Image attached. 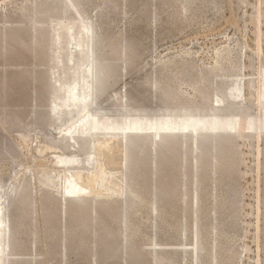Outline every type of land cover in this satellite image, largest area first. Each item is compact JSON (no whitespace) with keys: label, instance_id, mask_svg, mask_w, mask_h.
<instances>
[{"label":"rangeland","instance_id":"rangeland-1","mask_svg":"<svg viewBox=\"0 0 264 264\" xmlns=\"http://www.w3.org/2000/svg\"><path fill=\"white\" fill-rule=\"evenodd\" d=\"M62 1L0 0V44L6 49L0 50V109L8 116L7 123L0 119V204L11 222L4 264H264V0H73L81 21L58 44L52 38L60 33L59 22L74 17L71 10L56 14ZM83 22L98 29L101 43L91 50L100 73L87 131L78 105L66 106L68 126L47 107L49 93L69 83L76 56L89 49L77 31ZM46 30L52 37L45 54L40 41ZM70 40L80 46L67 47ZM123 40L130 45L126 65L120 61ZM34 43L31 55L27 44ZM31 65L32 72L25 71ZM230 76L242 83L241 97L231 108L213 104ZM153 80L161 92L152 88ZM20 83L26 90L15 86ZM172 96L183 113L170 108ZM182 125L183 138L177 135ZM82 153L92 154L93 163H55L60 156L81 159ZM41 172L58 189L39 185ZM75 173L84 184L103 175L110 188L94 187L98 197L86 198L85 205L71 202L60 186ZM125 211L124 228L119 219ZM102 227L106 234L98 239Z\"/></svg>","mask_w":264,"mask_h":264},{"label":"bare ground","instance_id":"bare-ground-1","mask_svg":"<svg viewBox=\"0 0 264 264\" xmlns=\"http://www.w3.org/2000/svg\"><path fill=\"white\" fill-rule=\"evenodd\" d=\"M53 1V0H52ZM81 1V0H80ZM79 1V2H80ZM86 1V0H85ZM61 3V2H60ZM43 6V5H42ZM69 10H71L72 11V13H73V15H74V17H72V18H67V16H66V18L67 19H65V20H61L60 22H59V26H60V33H58L57 32V34H55L54 35V37L52 38L53 39V41H55V42H57L58 43V41L60 42V39L61 38H70L71 37V32H72V28H73V25L74 24H76V22H80L81 21V16H80V13H78V11L76 10V9H74V2H73V0H63L62 1V5L57 9V13L56 14H58V15H63V16H65V14L67 15V13L66 12H68ZM49 13V12H48ZM28 19V18H27ZM18 21H19V19H18ZM22 22V21H21ZM51 22V21H50ZM28 24V23H27ZM104 24V23H103ZM23 26V25H22ZM95 26V25H94ZM108 26V25H107ZM78 27V26H77ZM77 29H79V30H77V31H79V33L78 34H80V36L81 37H86L90 42H92L91 43V46H89V41H88V47H89V49L88 48H86L87 50H84V52L82 53V54H80V55H78V56H76L77 58H76V60H75V66H74V68L72 69V72L70 73V78H69V83H60L59 84V87L58 88H56V89H54V90H52L50 93H49V96H48V98H47V100H48V105H47V107H48V113L52 116V118H55L56 120H62L63 121V123L65 122L66 124H67V126H68V119H67V117H65L64 115L66 114L65 112L68 110V108H72V105L71 104H73V107L74 106H76V105H78V110L80 109V110H82V112H83V117L82 116H80V117H82V122L80 123L81 125H82V127H81V129L83 130V131H87L88 129H89V116H90V113H92V115L94 114V112H93V110H90V109H92L93 108V105H94V96H93V92H94V89H95V87H96V82H97V80H98V73H100V72H98V70H97V63H96V59L94 58V56L92 55V52H91V50H92V48L93 49H97V50H99L100 49V47H101V43H100V41H99V38H98V32H97V28H95V27H93L92 25H91V23L89 22V23H87V22H83ZM57 30V29H56ZM76 33V32H75ZM39 34H41L42 35V33H39ZM52 34V33H51ZM78 34H76V35H78ZM79 36V37H80ZM5 37V36H4ZM32 37V36H31ZM51 35H50V33H48V31L46 30L44 33H43V35L41 36V46L43 47H40L41 49H43V53H47V47L49 46L48 44H49V42H51ZM74 37V36H73ZM79 37H77V38H79ZM104 37V36H103ZM76 38V39H77ZM11 39V38H10ZM73 39V38H72ZM87 39H86V41H87ZM66 40V39H65ZM68 40V39H67ZM83 40V39H82ZM81 40V41H82ZM34 41V40H33ZM63 41V40H62ZM68 42V41H67ZM74 42H75V44H78L79 46H80V42L79 41H76V40H70L69 41V43L66 45L67 47H70L71 45H73L74 44ZM31 43V42H30ZM52 44V43H51ZM59 44V43H58ZM62 44V43H61ZM85 44H86V42L84 43V45H82V43H81V45H82V47H86L85 46ZM134 44V43H133ZM17 45H21V43H18ZM55 45V47H56V44H54ZM121 45V44H120ZM52 46V45H51ZM59 46V45H58ZM78 46V47H79ZM104 46V45H103ZM61 47V46H60ZM140 47V46H139ZM27 48H28V52L32 55V54H34V53H36V51H35V49L37 48V46L35 45V43L33 44V45H28L27 44ZM58 48V47H57ZM79 48H81V47H79ZM104 48V47H103ZM115 48V47H114ZM119 48V47H118ZM129 48H130V45H129V43H127V45H126V43H125V41L123 40V46H122V48H121V53H120V61L124 64V65H126L127 64V62H128V59H129V57L126 55V53L125 52H127L128 50H129ZM61 49V48H60ZM78 49V48H77ZM0 50L2 51V52H4L6 49H5V45L3 44V43H1L0 44ZM62 50V49H61ZM56 51V50H55ZM118 52V51H117ZM50 53H51V51H50ZM49 53V54H50ZM57 53V52H56ZM72 53V52H71ZM136 53V52H135ZM52 54V53H51ZM50 54V55H51ZM58 55H60L59 54V52H58ZM61 55H62V53H61ZM60 55V56H61ZM68 55V54H67ZM72 55V54H71ZM133 55H134V53H133ZM132 55V56H133ZM138 55V54H137ZM69 56H70V54H69ZM65 57V56H64ZM63 57V59H65ZM111 57V56H110ZM3 58V57H2ZM53 58H54V56H53ZM52 58V59H53ZM61 58V57H60ZM75 58V57H74ZM56 59H57V54H56ZM71 59V58H70ZM222 59V58H221ZM221 59L217 62V64H216V66H217V68L219 67V66H221ZM130 61H131V59H129ZM53 61V60H52ZM56 61V60H55ZM61 61V60H60ZM72 61V60H71ZM99 62V61H98ZM101 62V61H100ZM109 62V61H108ZM49 63V62H48ZM56 63V62H55ZM61 63V62H60ZM63 63V62H62ZM65 63V62H64ZM111 63V62H110ZM109 63V64H110ZM118 63V62H117ZM52 64V63H51ZM68 64V63H67ZM70 64H72V63H70ZM34 65V64H33ZM33 65H31L32 67H24V69H25V71H27V70H33ZM54 65H56V64H54ZM57 65H59L58 63H57ZM62 65V64H61ZM67 66V65H66ZM68 67V66H67ZM64 69V68H63ZM70 69V68H69ZM166 70V69H165ZM48 71V70H47ZM32 72V71H31ZM165 72V71H164ZM27 73V72H26ZM61 73L63 74V72L61 71ZM68 73V72H67ZM105 73V72H104ZM171 73V72H170ZM174 73V72H173ZM31 75V74H30ZM66 75V74H65ZM165 75V74H164ZM178 75V74H177ZM50 76V78H51V75H49ZM67 76V75H66ZM106 76V75H105ZM12 77V76H11ZM23 77V76H22ZM60 77V76H59ZM103 77H104V75H103ZM166 77H168V76H166ZM181 77V76H180ZM2 78H4V79H6L5 77H2ZM10 78V77H9ZM25 78V77H24ZM31 78V79H30ZM61 79L63 78L62 77V75H61V77H60ZM66 78V77H65ZM159 78V77H158ZM182 78V77H181ZM3 79V80H4ZM20 79V78H19ZM57 79V78H56ZM60 79V80H61ZM103 79V78H102ZM186 80H187V78H185ZM15 80V79H14ZM27 80L28 81H30L29 82V84H31V85H34V83L36 82V80H35V78L34 77H32V76H29V78H27ZM52 80V79H51ZM155 80V79H154ZM154 80H153V82H154ZM166 80V79H165ZM175 80V79H174ZM203 80H205V78L203 79ZM9 81H11V80H9ZM22 81V80H21ZM46 81V80H45ZM54 81V80H53ZM156 81V80H155ZM227 81V80H226ZM259 81H260V99L262 100V102H263V110H264V65L262 66V68L260 69V72H259ZM15 82V81H14ZM161 82H163V80L161 81ZM172 82H174L173 81V79H172ZM177 82V81H176ZM175 82V83H176ZM189 82V81H188ZM4 84V81L3 82H1V84ZM55 83V82H54ZM59 83V82H58ZM168 83V82H167ZM197 83V82H196ZM199 83V82H198ZM204 83V82H203ZM213 83V82H212ZM11 84V83H10ZM44 84H46V83H44ZM23 84H21L20 83V85H15L16 87L18 86H21L22 88H23V86H22ZM41 85V84H40ZM52 85V84H51ZM164 85V84H163ZM205 85V84H204ZM1 86V85H0ZM4 86V85H3ZM174 86V85H173ZM24 87H25V85H24ZM52 87V86H51ZM56 87V86H55ZM213 87V86H212ZM8 88V87H7ZM152 88L153 89H155V91L157 92V91H162L163 89L161 88V85H160V83L159 82H154L153 83V85H152ZM4 89V88H3ZM23 89H25V88H23ZM33 89V88H32ZM53 89V88H52ZM104 89V88H103ZM204 89V88H203ZM0 90H2V89H0ZM26 90V89H25ZM4 91V90H3ZM19 91V90H18ZM34 91V90H33ZM177 91V90H176ZM216 91V90H215ZM5 92V91H4ZM16 92V91H15ZM22 92V91H21ZM78 92V93H77ZM173 92V91H172ZM243 93V85H242V83L238 80V78L236 77V76H230V79H229V84H228V86L227 87H225L224 89H221V90H219L218 92H216L215 94H214V97H213V104H217V105H219V106H224L225 105V107H227V108H231L232 106H234V104H235V102L241 97V94ZM4 94V93H3ZM165 94H169L168 93V90L165 92ZM43 95V94H42ZM4 96H6V92H5V95ZM204 96V95H203ZM208 96V95H207ZM24 97V96H23ZM258 97V96H257ZM150 98V97H149ZM172 99V102L170 103V108H176V109H179L181 106L180 105H177L176 103L177 102H175L176 101V97L175 96H172L171 97ZM202 98V97H201ZM210 98V97H209ZM4 98L2 97V100H3ZM164 99V98H163ZM169 99H170V97H169ZM183 99V98H182ZM21 100H23V98L21 99ZM26 100H27V98H26ZM152 100V99H151ZM155 100V99H154ZM193 100V99H192ZM4 101V100H3ZM25 101V100H24ZM184 101V100H183ZM186 101V100H185ZM206 101V100H205ZM26 102V101H25ZM25 102H22L23 103V105H26L25 104ZM133 102V101H132ZM137 102V103H136ZM143 102H145V101H143L142 99L141 100H134V103H135V106L137 105H141V104H143ZM164 102H166L165 100H164ZM170 102V101H169ZM179 102V101H178ZM204 102V101H203ZM262 102H261V104H262ZM70 103V105H71V107H68V105L67 104H69ZM36 104V103H35ZM155 104V103H154ZM153 104V105H154ZM186 104V103H185ZM147 105V104H146ZM197 105V104H196ZM6 106V105H5ZM31 106H32V104H31ZM34 106H36V105H34ZM68 108H67V107ZM134 106V104L131 106V107H133ZM151 106V105H150ZM163 106V105H162ZM184 106V105H183ZM183 106L180 108V110H181V113H183L182 112V110H183ZM193 106V105H192ZM199 106V105H198ZM75 107V108H76ZM142 107V106H141ZM144 107H145V105H144ZM0 108H2V107H0ZM35 108V107H34ZM67 108V110H65ZM139 108H140V106H139ZM147 108V107H146ZM148 108H149V106H148ZM151 108V107H150ZM170 108H168V109H170ZM191 108V107H190ZM194 108V107H193ZM196 108V107H195ZM198 108V107H197ZM205 108V107H204ZM155 109V108H154ZM72 110V109H71ZM78 110H77V112H78ZM144 110V109H143ZM156 110V109H155ZM65 111V112H64ZM91 111V112H90ZM183 111H185V110H183ZM68 112H70L69 110H68ZM72 112H74L73 110H72ZM80 112V111H79ZM82 112H80L79 113V115L82 113ZM152 112V111H151ZM176 112V111H175ZM189 112V111H188ZM76 113V112H75ZM162 113V112H161ZM199 113V112H198ZM230 113V112H229ZM70 114V113H69ZM154 114V113H153ZM160 114V113H159ZM176 114H177V112H176ZM226 114H227V112H226ZM68 115V114H67ZM66 115V116H67ZM77 115V117L79 116L78 114H76ZM164 115V114H163ZM193 115V114H192ZM230 115V114H229ZM65 117V119H63L64 117ZM70 116H72V114L70 115ZM143 116V115H142ZM231 116V115H230ZM141 117V116H140ZM203 117V116H202ZM221 117V116H220ZM70 118V117H69ZM74 118V117H73ZM143 118V117H142ZM166 118V117H165ZM183 118V117H182ZM0 119H2L1 121L3 122V123H7V119H8V116H7V112L4 110V109H0ZM48 119V118H47ZM76 119H78V118H76ZM94 119V118H93ZM97 119H99V118H97ZM122 119V118H121ZM157 119V118H156ZM167 119V118H166ZM177 119V117L175 118V120ZM181 119V118H180ZM230 119V118H229ZM15 121H18L17 119H14ZM71 120V119H70ZM160 120H161V118H160ZM221 120V119H220ZM224 120V119H223ZM226 120V119H225ZM77 121V120H76ZM99 121H101V120H99ZM153 121V120H152ZM168 121V120H167ZM184 121V120H183ZM206 121V120H205ZM219 121V120H218ZM68 122V123H67ZM74 121H72V123H73ZM79 122H80V119H79ZM97 122V121H96ZM103 122H104V119H103ZM143 122V121H142ZM189 122V121H188ZM64 123V124H65ZM75 123V122H74ZM98 123V122H97ZM198 123V122H197ZM212 123V122H211ZM65 124V125H66ZM76 124H77V122H76ZM102 124V123H101ZM104 124V123H103ZM108 124H109V122H108ZM122 124V123H121ZM70 125H72V124H69V126ZM141 125V124H140ZM154 124L152 123V126H153ZM227 125V124H226ZM72 126H74V124L72 125ZM76 126H78V127H76L77 128V132L80 130H78V128L80 127L79 125H76ZM95 126V125H94ZM151 126V125H150ZM71 127V126H70ZM106 127V126H105ZM111 127V126H110ZM117 127V126H116ZM161 127V126H160ZM168 127V126H167ZM167 127H165V128H167ZM213 127V126H212ZM219 127V126H218ZM67 128V127H66ZM75 128V129H76ZM92 128V126L90 125V129ZM120 128V127H119ZM125 128V127H124ZM163 128V127H162ZM177 128H178V126H177ZM71 129V128H70ZM74 129V130H75ZM111 129V128H110ZM114 129H115V127H114ZM131 129H132V127H131ZM159 129V128H158ZM169 129H170V127H169ZM208 129H209V127H208ZM73 130V131H74ZM82 130H80V131H82ZM95 130V129H94ZM102 130V129H101ZM119 130V129H118ZM148 130V129H147ZM153 130V129H152ZM177 130V129H176ZM67 131H70V130H67ZM79 131V132H80ZM91 131V130H90ZM105 131V130H104ZM198 131V130H197ZM206 131V130H205ZM115 132V131H114ZM125 132V131H124ZM128 132V131H127ZM146 132H148V131H146ZM152 132V136L153 137H156V135L153 133V131H151ZM177 132V131H176ZM189 132V131H188ZM192 132V131H191ZM199 132V131H198ZM197 132V133H198ZM203 132V131H202ZM69 133V132H68ZM85 133V132H84ZM99 133H101L100 131H99ZM196 133V134H197ZM207 133H210V132H207ZM4 134V133H3ZM73 134H75L74 132H73ZM88 134V133H87ZM90 134V133H89ZM88 134V135H89ZM106 134V133H105ZM107 134H109V133H107ZM114 134V133H113ZM125 134V133H124ZM158 134V133H157ZM185 133H184V127H183V125H182V127H181V130L178 132V134L177 135H180V136H182V138H183V135H184ZM77 135V134H76ZM75 135V136H76ZM79 135V134H78ZM82 135V134H81ZM87 135V136H88ZM166 135V134H165ZM164 135V136H165ZM198 135V134H197ZM207 135V134H206ZM68 136V135H67ZM161 136V135H160ZM73 137V136H72ZM78 137V136H77ZM80 137V136H79ZM124 137V136H123ZM137 137V136H136ZM82 138V137H81ZM85 138H87L86 136H85ZM141 138H142V136H141ZM143 139V138H142ZM148 139H150V138H148ZM124 140V139H123ZM127 140V139H126ZM133 140V139H132ZM155 140V139H154ZM160 140V139H159ZM194 140V139H193ZM212 140V139H211ZM131 141V140H130ZM195 141V140H194ZM164 142V141H163ZM90 143V142H89ZM134 143V142H133ZM142 143V142H141ZM160 143H161V141H160ZM174 143V142H173ZM197 143V142H196ZM85 144H87V143H85ZM91 144V143H90ZM131 144V143H130ZM153 144V143H152ZM227 145V144H226ZM133 146H135V144L133 145ZM89 147H90V145H89ZM92 147H93V145H92ZM126 147V146H125ZM147 147H149V146H147ZM175 147V146H174ZM183 147V146H182ZM186 147V146H185ZM225 147V146H224ZM169 148V147H168ZM176 148V147H175ZM193 148V147H192ZM195 148V147H194ZM197 148V147H196ZM211 148H212V146H211ZM91 149V148H90ZM135 149H136V147H135ZM184 149V148H183ZM187 149V148H186ZM191 149V148H190ZM84 150V149H83ZM95 149H93V151H94ZM130 150V149H129ZM152 150V149H151ZM213 150V149H212ZM134 151V150H133ZM136 151H137V149H136ZM167 151H169V150H167ZM222 151V150H221ZM230 151V150H229ZM91 153H93L92 152V149H91V151H90ZM95 152H97V151H94V153ZM126 152V150L123 152V153H125ZM142 152V151H141ZM154 152H157V151H154ZM183 152V151H182ZM187 152V151H186ZM220 152V151H219ZM60 153V152H59ZM85 153V152H84ZM128 153V152H127ZM126 153V154H127ZM148 153V152H147ZM185 153V152H184ZM193 153V152H192ZM203 153V152H202ZM83 154V153H82ZM129 154V153H128ZM140 154V153H139ZM187 154V153H186ZM164 155V154H163ZM183 155V154H182ZM219 155V154H218ZM126 156V155H125ZM93 157L94 156H92V154H90V153H88V154H83L82 155V158L81 159H78V158H76V157H74V156H69V157H58V158H56V164L57 165H59V166H62V167H72V166H78V165H80V164H86V165H88V164H91V162L93 163ZM124 157V156H123ZM132 157V156H131ZM152 157V156H151ZM155 157V156H154ZM157 157V156H156ZM182 157V156H181ZM186 157V156H185ZM205 157V156H204ZM125 159L127 158V157H124ZM95 159V158H94ZM139 159V158H138ZM181 159V158H180ZM96 160V159H95ZM135 160V159H134ZM145 160V159H144ZM157 160V159H156ZM199 160V159H198ZM126 161V160H125ZM150 161H151V159H150ZM174 161V160H173ZM194 161V160H193ZM96 162V161H95ZM140 162V161H139ZM147 162V161H146ZM178 162V161H177ZM182 162V161H181ZM123 163H124V161H123ZM136 163V162H135ZM138 163V162H137ZM108 164H109V162H108ZM130 164V163H129ZM152 164V163H151ZM175 164V163H174ZM214 164V163H213ZM134 165V164H133ZM136 165V164H135ZM180 165V164H179ZM139 166H141V165H139ZM122 167H123V165H122ZM125 167V166H124ZM130 167V166H129ZM158 167V166H157ZM217 167V166H216ZM123 169V168H122ZM138 169H139V167H138ZM63 170V169H62ZM75 170V169H74ZM93 170V169H92ZM131 170H133V169H131ZM169 170V169H168ZM125 171V170H124ZM159 171V170H158ZM214 171V170H213ZM65 172V171H64ZM143 172V171H142ZM188 172V171H187ZM191 172V171H190ZM138 173V172H137ZM153 173H154V171H153ZM91 174V173H90ZM169 174V173H168ZM183 174V173H182ZM124 175V174H123ZM125 175H126V173H125ZM132 175V174H131ZM140 175H142V174H140ZM153 175V174H152ZM105 176V175H104ZM130 176V175H129ZM182 176V175H181ZM62 177V176H61ZM138 177V176H137ZM172 177V176H171ZM103 179H105L104 177H103V175H97V176H95V179L93 178V179H91V181L89 182V183H87V184H84V183H82L81 182V180H80V177H79V174L78 173H75V174H72V175H70V176H65V178L63 179V181H62V184H61V186H60V194L63 196V198H66V199H68L69 201H71V202H78V203H80L81 205H85V204H87V202H86V198L87 199H91V200H94L96 197H98L97 195L98 194H96L95 193V191H93V188L94 187H96L97 186V188L98 187H100L101 188V186H102V183H103ZM37 180H38V183H39V185H41L42 187H44V188H46V189H58L57 188V184H56V182H55V179L49 174V173H47V172H41V174L39 175V177L37 178ZM151 180H152V178H151ZM7 181H10V179L9 180H7ZM1 182V181H0ZM11 182V181H10ZM25 182V181H24ZM60 182V181H59ZM108 182V181H107ZM129 182V181H128ZM177 182V181H176ZM26 183H28V182H26ZM104 183H106L105 181H104ZM103 183V184H104ZM109 183H111V182H108V184ZM122 183V182H121ZM153 183V182H152ZM189 183H190V181H189ZM3 184V183H2ZM112 184V183H111ZM114 184V183H113ZM165 184V183H164ZM5 185H7V184H5ZM115 185V184H114ZM114 185H113V187H114ZM123 185V184H122ZM121 185V186H122ZM2 186V185H1ZM0 186V187H1ZM104 186H105V188H110V187H106L107 186V183H106V185L104 184ZM110 186V185H109ZM112 186V185H111ZM145 186V185H144ZM7 187V186H6ZM20 187V186H19ZM117 187H118V185H117ZM116 187V188H117ZM131 187V186H130ZM146 187V186H145ZM165 187V186H164ZM2 188V187H1ZM21 188V187H20ZM100 188H98V189H100ZM103 188V187H102ZM167 188V187H166ZM9 189V188H8ZM104 189V188H103ZM111 189H112V187H111ZM111 189H108V191L109 190H111ZM117 189H119V188H117ZM143 189H145V188H143ZM149 189V188H148ZM153 189H155V188H153ZM152 189V190H153ZM158 189V188H157ZM1 190V189H0ZM14 190H16V188H14V186H12L11 187V190H9V191H14ZM113 190H115L116 191V189H115V187H114V189ZM113 190H111V193L110 194H112V197H113V194H116L117 193V191H116V193H115V191H113ZM120 190V189H119ZM134 190H135V188H134ZM141 190H142V188H141ZM169 190V189H168ZM179 190V189H178ZM184 190V189H183ZM8 191V190H7ZM9 191H8V193H9ZM87 191H90L88 194H89V196L88 195H86V192ZM104 191H106L105 189H104ZM112 191H113V193H112ZM124 191V190H123ZM126 191V190H125ZM133 191V190H132ZM182 191V190H181ZM12 192L10 193L11 195H12ZM7 193V194H8ZM118 193H119V191H118ZM120 193H121V191H120ZM165 193H166V191H165ZM2 194V193H1ZM184 194V193H183ZM183 194H181V195H183ZM24 193L23 194H21L17 199L15 198V201L14 202H16V201H19L20 202V200H23V198H24ZM149 195H150V193H149ZM18 196V195H17ZM110 196V195H109ZM118 196V195H117ZM159 196V195H158ZM169 196V195H168ZM180 196V195H179ZM29 197H30V195H29ZM152 197V196H151ZM181 197H183V196H181ZM3 197H0V203L2 202V199ZM47 198V197H46ZM45 198V199H46ZM100 198V197H99ZM118 198V197H117ZM120 198H121V196H120ZM120 198H118V199H120ZM141 198V197H140ZM10 199L12 200V198L10 197ZM122 199V198H121ZM143 199V198H142ZM14 200V199H13ZM33 200V199H32ZM123 201H124V199H122ZM30 201V200H29ZM82 202V203H81ZM96 202V201H95ZM126 202V201H125ZM124 202V203H125ZM135 202V201H134ZM153 202H154V200H153ZM4 203H6V201L4 202ZM32 203H33V201H32ZM35 203V202H34ZM24 204V203H23ZM28 204H30L31 206H32V204L31 203H28ZM123 204V203H122ZM151 204H152V201H151ZM30 205H28V206H30ZM34 206L35 205H33L32 207L34 208ZM94 206V205H93ZM153 206V205H152ZM30 208V207H29ZM63 208V207H62ZM106 208V207H105ZM121 208V207H120ZM4 209H5V211H4ZM31 209V208H30ZM39 209H41V208H39ZM42 209H43V205H42ZM46 209V208H45ZM108 209V208H107ZM214 209V208H213ZM83 210V209H82ZM152 210H153V208H152ZM8 208H5V207H3L2 206V204H0V264H4V261H3V258H4V256H6L5 255V253L8 251V248H9V243H8V239H9V237H11V230H10V226H11V222H10V217H9V215H8ZM30 211V210H29ZM43 211V210H42ZM46 211V210H45ZM104 211V210H103ZM131 211V210H130ZM3 212H5V214L3 215ZM36 212V211H35ZM41 212V211H40ZM91 212V211H90ZM116 212V211H115ZM214 212V211H213ZM29 213V212H28ZM37 213V212H36ZM92 213V212H91ZM215 213V212H214ZM50 214H52L51 212H50ZM79 214H81V212L79 213ZM88 214V213H87ZM90 214V213H89ZM43 216H44V214H42ZM32 216H35V215H32ZM50 216V215H49ZM49 216H46V217H49ZM52 216V215H51ZM81 216H82V214H81ZM127 216V212L125 211V212H123V214L121 215V217H120V219H119V221H120V223H121V226L122 227H126V225H127V220H126V217ZM45 217V216H44ZM73 217V216H72ZM72 217H70V218H72ZM117 217H118V215H117ZM53 218V217H52ZM46 219V218H45ZM51 219V218H50ZM92 219V218H91ZM91 219H90V221H91ZM49 220V219H48ZM111 220V219H110ZM114 220V219H113ZM51 221V220H50ZM70 221H71V219H70ZM118 221V220H117ZM32 222H33V220H32ZM81 222V221H80ZM92 222V221H91ZM94 222V221H93ZM129 222V221H128ZM153 223H154V221H153ZM73 224V223H72ZM118 224V223H117ZM69 225V224H68ZM96 225V224H95ZM184 225V224H183ZM182 225V226H183ZM78 226H79V224H78ZM62 227L64 228V224L62 225ZM82 227V226H81ZM81 227H80V229H81ZM152 227H153V225H152ZM79 228V227H78ZM96 228V227H95ZM101 228V227H100ZM119 228H120V226H119ZM110 229V228H109ZM121 229H123V228H121ZM181 229H183V228H181ZM185 229V228H184ZM78 230V229H77ZM106 230V229H105ZM105 230H104V228L102 227V231H101V234H99V238L98 239H100V238H102V236H103V234L105 233ZM154 230V229H153ZM71 231V230H70ZM98 231V230H97ZM76 232V231H75ZM183 232V231H182ZM79 234V233H78ZM91 234H92V231H91ZM106 234V233H105ZM104 234V235H105ZM109 234V233H108ZM123 234H121V236H122ZM96 236V235H95ZM95 236H93V237H95ZM107 236V235H106ZM98 237V236H97ZM96 237V238H97ZM109 237V236H108ZM122 237H124V235L122 236ZM107 238V237H106ZM124 238H126V237H124ZM95 239V238H94ZM123 239V238H122ZM107 241V240H106ZM152 241H153V239H152ZM122 242H125V240L124 241H122ZM124 244V243H123ZM123 244H121V245H123ZM132 244V243H131ZM93 247V246H92ZM123 247V246H122ZM119 249H121V248H119ZM124 249V247L121 249V250H123ZM133 251V250H132ZM122 252V251H121ZM131 252V251H130ZM127 254V253H126ZM4 255V256H3ZM214 255V254H213ZM105 257V256H104ZM12 258V257H11Z\"/></svg>","mask_w":264,"mask_h":264}]
</instances>
